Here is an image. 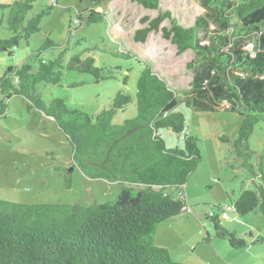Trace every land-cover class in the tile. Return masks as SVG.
<instances>
[{
	"label": "trees",
	"instance_id": "1",
	"mask_svg": "<svg viewBox=\"0 0 264 264\" xmlns=\"http://www.w3.org/2000/svg\"><path fill=\"white\" fill-rule=\"evenodd\" d=\"M36 1L0 3V27L11 33L0 39V55L13 54L21 40L40 32L42 19L50 15L52 5L28 17ZM87 1L92 5L102 2ZM130 1L156 10L162 0ZM201 5L205 13L189 27L179 24L168 12L152 19L143 17L141 22L147 25L136 29L133 39L145 42L149 32L161 29L177 53L194 52L196 59L188 64L195 66L190 88L184 91L185 103L205 110L226 101L238 111L240 121L232 151L240 165L256 177L248 138L257 123L264 124V0H201ZM165 19L170 21L168 28L160 27ZM106 21L102 9L84 10L75 17L78 25ZM248 41L253 53L244 49ZM48 50L56 53L46 59L41 55ZM32 54V60L38 62L36 71L27 59L8 66L0 76V117L5 116L7 100L21 97L28 111H39L53 119L71 146L73 167L89 179L118 183L120 192L111 201L89 205L0 198V264H189L175 261L166 247L154 243L158 223L188 208L185 184L202 160L197 138L185 132L184 116L173 110L177 91L149 63L119 49L112 54L134 59L142 66L133 95L117 91L109 107L93 114L70 109L61 98L45 104L36 85L59 83L64 69L90 73L96 81L113 77V73L103 74L94 59L83 57V52L71 55L66 62V50L51 39L50 33ZM123 81L126 83L127 77ZM131 103L135 115L113 124L116 113ZM161 129L183 133V146L167 148L159 134ZM220 139L230 141L227 136ZM71 169H66V186L70 185ZM259 170L263 179L262 167ZM232 208L239 215L254 210L264 215L263 183L254 189H241ZM219 210L220 214L207 215L216 236L227 239L233 248L245 247V239L222 226L225 211ZM250 237L253 243L264 244L263 237L251 233Z\"/></svg>",
	"mask_w": 264,
	"mask_h": 264
},
{
	"label": "rangeland",
	"instance_id": "2",
	"mask_svg": "<svg viewBox=\"0 0 264 264\" xmlns=\"http://www.w3.org/2000/svg\"><path fill=\"white\" fill-rule=\"evenodd\" d=\"M15 0H0L12 3ZM52 5L50 15L40 24V32L27 41L21 40L13 54L0 55V76L8 66H17L30 59L32 71L38 62L32 60L33 51L41 45L44 37H50L66 50L65 61L73 54L83 52L91 56L94 64L103 69V74L113 77L95 80L87 72L62 71L59 83H39L36 88L42 101L47 104L52 98H61L68 108H79L88 113H97L109 107L117 91L133 95L142 70L134 59L113 55L119 49L130 51L149 63L154 71L165 79L168 86L177 91L174 111L185 119L186 133L197 138L202 160L190 173L185 184L186 206L181 214L161 221L156 226L154 243L166 247L171 257L189 264H264V244L253 243L252 236L264 238V215L256 212L245 215L235 213L232 203L241 189H254L262 182L260 168L264 171V124L257 123L248 138L252 151L250 162L253 175L240 165L232 151L240 121L238 111L231 109L226 101L209 109L198 110L185 103V90L190 88L195 54L188 49L177 53L176 47L163 38L161 29L148 33L145 42L133 39L136 29L147 25L158 13L168 12L179 24L189 27L197 16L205 13L201 0H162L158 9H148L130 0H102L92 5L87 0H38L28 17ZM102 9L107 21L90 25H78L75 17L84 10ZM165 19L160 27H169ZM210 25L209 28H214ZM10 31L0 27V39L10 37ZM244 49L253 53V45L246 42ZM87 50V51H85ZM45 51L42 57L52 58L56 52ZM127 77V82L123 79ZM135 115L134 103L118 111L112 119L117 125ZM160 136L167 148L183 146V133L175 134L161 129ZM227 136L230 141H222ZM71 175L66 186L65 175ZM120 186L103 179H89L71 160V146L53 119L39 111H28L23 99L12 96L7 100L5 116L0 117V198L22 203H79L107 202L116 198ZM225 211L221 224L236 237L247 241L245 247L233 248L227 239L217 237L209 213Z\"/></svg>",
	"mask_w": 264,
	"mask_h": 264
},
{
	"label": "water",
	"instance_id": "3",
	"mask_svg": "<svg viewBox=\"0 0 264 264\" xmlns=\"http://www.w3.org/2000/svg\"><path fill=\"white\" fill-rule=\"evenodd\" d=\"M256 212H257L256 210L253 211V213H256Z\"/></svg>",
	"mask_w": 264,
	"mask_h": 264
},
{
	"label": "built area",
	"instance_id": "4",
	"mask_svg": "<svg viewBox=\"0 0 264 264\" xmlns=\"http://www.w3.org/2000/svg\"><path fill=\"white\" fill-rule=\"evenodd\" d=\"M224 217H225V214H224Z\"/></svg>",
	"mask_w": 264,
	"mask_h": 264
}]
</instances>
